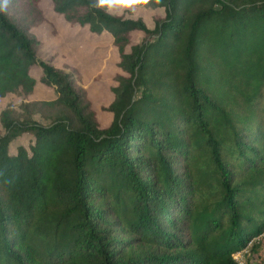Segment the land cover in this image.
Wrapping results in <instances>:
<instances>
[{"label": "trees", "instance_id": "trees-1", "mask_svg": "<svg viewBox=\"0 0 264 264\" xmlns=\"http://www.w3.org/2000/svg\"><path fill=\"white\" fill-rule=\"evenodd\" d=\"M41 1L0 12V98L55 93L0 111V264H264V0H164L151 28L50 0L117 50L105 127L37 58Z\"/></svg>", "mask_w": 264, "mask_h": 264}, {"label": "rangeland", "instance_id": "rangeland-1", "mask_svg": "<svg viewBox=\"0 0 264 264\" xmlns=\"http://www.w3.org/2000/svg\"><path fill=\"white\" fill-rule=\"evenodd\" d=\"M40 7L45 15V23L33 29L34 34L41 41L42 47L38 51L37 58L48 60L63 68L71 74V79L87 91L93 109L96 111L101 127L108 125L111 114L103 111L102 107L112 100L110 87L115 84L114 75L119 73V57L110 36L96 35L87 27L65 23L61 15L55 14L50 0H42ZM163 12L137 11L134 15L125 13L126 18H141L148 27H153V18L162 15ZM142 37L141 32L132 33L134 43ZM40 70L34 67L32 74L38 77ZM54 90L37 82L33 94L24 99L15 94H8L0 98V111L8 105L18 108L20 104L28 100L52 99ZM0 124V132H2ZM28 136L17 138L12 146L24 144ZM246 251L235 255L238 264L246 262Z\"/></svg>", "mask_w": 264, "mask_h": 264}, {"label": "clouds", "instance_id": "clouds-1", "mask_svg": "<svg viewBox=\"0 0 264 264\" xmlns=\"http://www.w3.org/2000/svg\"><path fill=\"white\" fill-rule=\"evenodd\" d=\"M94 7L110 15H134L137 11H164V0H95ZM7 0L0 3V12L7 11Z\"/></svg>", "mask_w": 264, "mask_h": 264}, {"label": "built area", "instance_id": "built-area-1", "mask_svg": "<svg viewBox=\"0 0 264 264\" xmlns=\"http://www.w3.org/2000/svg\"><path fill=\"white\" fill-rule=\"evenodd\" d=\"M241 253V252H240ZM238 254V253H237ZM234 259H235V255H234ZM236 260V259H235ZM237 261V260H236ZM237 263H238V261H237Z\"/></svg>", "mask_w": 264, "mask_h": 264}]
</instances>
